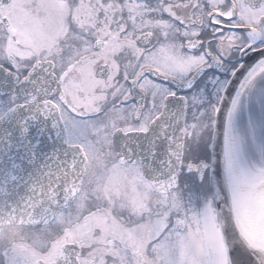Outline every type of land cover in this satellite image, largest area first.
I'll use <instances>...</instances> for the list:
<instances>
[{
	"label": "snow or ice",
	"instance_id": "6c2138e0",
	"mask_svg": "<svg viewBox=\"0 0 264 264\" xmlns=\"http://www.w3.org/2000/svg\"><path fill=\"white\" fill-rule=\"evenodd\" d=\"M0 264H264V0H0Z\"/></svg>",
	"mask_w": 264,
	"mask_h": 264
}]
</instances>
